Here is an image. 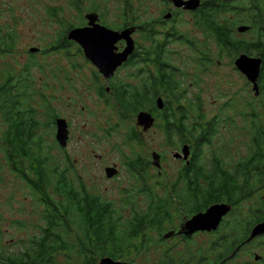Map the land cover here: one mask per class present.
Wrapping results in <instances>:
<instances>
[{
  "label": "rangeland",
  "instance_id": "374dc122",
  "mask_svg": "<svg viewBox=\"0 0 264 264\" xmlns=\"http://www.w3.org/2000/svg\"><path fill=\"white\" fill-rule=\"evenodd\" d=\"M72 2L71 0H0V28H2V32L10 29L17 35L15 50L7 54H0V70L10 66H16L15 70H18L23 65L30 63L27 71L31 78L29 91H34L32 100L37 111H40L41 108L40 98L35 94L38 89L49 99L51 104L59 108L61 114L67 115L68 112L71 114L69 118L73 125L71 143H74L73 146H75L76 177L80 175L78 178L84 182L89 192L98 193L103 198L112 200L122 215L127 218L131 215L133 208H137V210L145 208V199L141 193L132 190L125 191L126 188H131L130 186L134 182L128 179L124 172L125 169L121 167L122 155L127 151L124 134L129 125L117 126L108 135L105 134L104 128L116 122L115 111L112 108V110L103 109L100 101L96 98L90 83V74L95 69L86 62L82 55L71 49L69 55L62 50L50 49L43 53L40 51L45 49L56 37L62 28L61 21L74 22L77 20V6L73 7ZM148 2L137 0L133 5L134 13L131 14V17L134 14H139L140 18L136 20L138 23L143 19H148L161 6L156 1ZM79 7L87 12L90 11V7L97 8L95 11L102 13L106 23H119L120 21L122 5L117 0H83ZM51 8L57 9L55 16L51 13ZM180 19L182 21L179 22V29L189 33L191 37H196L198 41L204 40L203 42L207 45L206 48L204 43L203 46L199 44V48L193 50L178 41H170L172 49L170 56L173 58L174 64H177L181 69L182 86L186 88L184 104L198 99L202 111L207 117L218 113L219 108L225 102L236 106L235 111L227 110L228 114L234 115L235 124H222V130L214 140L213 146H203L202 158L205 157V160L209 161L211 153L215 151L220 154L227 167L232 166L247 154L249 145L246 124L236 114V111L239 112L243 109L245 101H249L251 97L255 96L250 89V83L235 68L234 59L226 55L218 57L216 44L212 39L206 40L197 29L192 28L190 15L183 14ZM245 31H238V34L243 35ZM135 37L138 36L135 35ZM30 47H38L39 50L29 52ZM199 50L209 54L213 59V63H210L207 69L202 70L201 62H198L199 56L202 55ZM251 55H256V52ZM120 75H124V71ZM254 103L257 104L256 101ZM194 108L193 106L191 109L192 114H194ZM38 117L42 120L45 119V116L41 114H38ZM42 132L45 142L50 143L52 138L47 134V129L44 128ZM145 138L149 148L157 152L159 156L162 155L160 162V167L161 165L162 167H159L160 173H158V167L154 171L153 181L155 180V184L152 190L164 195L166 187L162 188V186H168L170 182L174 181L180 167V162L172 156V152L180 151V147L165 144L158 128L150 131ZM150 149L140 147V152L147 154ZM93 150L102 154L101 161L95 158ZM109 162H116L120 167V173L110 179L105 176L103 170V165L107 163L112 165ZM0 174L5 176L6 173L0 170ZM130 199L133 203L127 205L123 203V200L129 201ZM263 199L264 188H261L254 192L252 197L240 203L236 208V213L227 216V219L232 222L234 218L246 216L245 208L249 205L254 208ZM36 200L37 198L33 196L26 183L18 181L14 176L9 182L0 181V245L5 246L12 256H19L29 246L28 239L39 230L38 226L42 223L40 219L42 206L37 205ZM181 212L182 216L186 213L183 208ZM182 220L183 217L176 218L173 223L175 228L170 227L166 231L177 229ZM222 224L225 222L222 221ZM148 237H151L152 240L150 248L135 255L133 261L129 262L163 264L165 256L171 258L165 264H178L180 261L188 262L187 255L214 253L208 250L210 241L215 239L214 233H197L189 242L182 241L178 236L171 237V235L165 237L163 241H157L158 236L154 230L148 232ZM263 247L264 242L258 244L257 247H252L251 244L243 247L234 256L233 264H244L249 251L264 254ZM55 262L56 264H80L66 262L61 254L55 256Z\"/></svg>",
  "mask_w": 264,
  "mask_h": 264
},
{
  "label": "trees",
  "instance_id": "16d2710c",
  "mask_svg": "<svg viewBox=\"0 0 264 264\" xmlns=\"http://www.w3.org/2000/svg\"><path fill=\"white\" fill-rule=\"evenodd\" d=\"M216 1L219 2L218 27L212 29L213 32L206 37L210 36L216 44L218 57L226 55L234 59L240 52L250 55L256 52V55L262 58L258 77L259 94L245 101L243 109L236 111L246 124V133L249 137L247 154L229 167L215 151L211 153L209 161L197 160L196 157L203 156V146H211L218 137L222 124H235L234 115L228 114L227 110L235 111L236 106L225 102L218 113L207 117L198 99L184 104L182 98L174 96L172 101L177 103L180 109L172 110L169 115L164 113L162 129H165L169 136L172 135V138L174 136L184 138L183 141L190 145L191 165H184L181 171L194 170L196 173L195 177H188L187 184L181 192L175 190V185H163L162 188L166 187L164 195L153 190L141 193L145 199V208L138 210L133 208L131 215L125 218L112 200L105 199L98 193L89 192L78 177L74 188L65 180H59L55 185L50 181L49 186L48 181L38 179L39 184H29L34 190L33 196L37 198L36 204L42 206L40 211L42 223L38 226V232L28 239L29 246L19 256H13L11 264H49L53 259L47 255L53 253L63 255L66 262L80 264L95 263L106 255L114 259L133 261L135 255L150 248L152 240L148 237L149 231L154 230L158 236L157 241H163L164 231L170 227L175 228L173 223L176 218L189 217L215 202L233 205L236 213L240 203L252 197L257 190L264 188V1ZM56 11L55 8L51 9L54 16L57 14ZM122 11L134 13L128 2L124 4ZM137 17L139 16L132 18L126 16L125 25L127 20L136 23ZM61 23L65 29L70 27L68 22ZM240 24L249 27L243 35H239L236 30V26ZM14 36L12 30L4 33L0 30V54L11 51L9 46L13 44ZM170 41L182 43V40L174 37H171ZM204 46L207 48L206 44ZM210 63H213V59L203 52L200 63L202 70L207 69ZM29 67L30 63L28 69ZM173 68L172 75H175ZM120 101L124 108L125 102H131L125 92H122ZM137 101L136 104H143L141 100ZM172 101L169 100L168 103ZM193 106L194 114L191 113ZM27 140H31L30 132L27 133ZM50 188L52 191H49ZM196 194L199 195V199L192 205H185L184 202ZM123 203L127 205L133 201L123 200ZM182 208L186 211L183 216ZM252 210L251 216L234 218L232 222L227 219L219 231L214 233L217 239L222 233L229 234L234 238V242L222 243L220 240L212 239L208 250L237 252L250 225L264 218V205L258 209L254 207ZM170 259L164 256L163 264L168 263ZM178 264L187 262L180 261Z\"/></svg>",
  "mask_w": 264,
  "mask_h": 264
},
{
  "label": "flooded vegetation",
  "instance_id": "af4514ba",
  "mask_svg": "<svg viewBox=\"0 0 264 264\" xmlns=\"http://www.w3.org/2000/svg\"><path fill=\"white\" fill-rule=\"evenodd\" d=\"M71 1H73V7L77 6V20L68 22L70 26L68 29L62 27L52 42L47 45L45 49L40 51L43 53L50 49L57 51L62 50L65 54L69 55L70 51L73 50L75 53L77 52L82 55V57L86 59V62L91 64L95 69L90 74L92 90L96 98L100 101L99 103L103 109L112 108L115 111L114 118L116 122L104 128L105 134L108 135L117 126L122 127L124 125H129V128L124 134V142L127 145V151L122 155L121 167L125 169L124 172L127 174L128 179L134 182L131 184V188H126L125 191L129 192L128 190H132L136 193H146L154 187V171L157 167L152 160V152L155 151L149 148L145 136L148 135L150 131L158 128L165 144L169 146H179L181 148L184 143H187L183 141L184 138L178 136L172 138V135L169 136L166 130L162 129V124H164V118L162 116L164 113L169 115L172 110L178 111L180 109L179 105L173 102L172 99L174 96H179L184 100V95L186 93V88L182 86L180 77V74H182L180 71L181 69L177 64H174L173 58L170 56L172 51L170 46L171 37L182 40L181 44L186 45L189 49L197 50L199 44L203 46L204 40L198 41L196 37H191L189 33L179 29V22L182 21L180 17L183 14L190 15L192 28L197 29L201 35L208 40L210 36L206 37V35L213 32L212 29L218 27L219 2L216 0H199V4L196 8L188 9L183 5H174L172 0H152L161 4L156 12H153L148 19H143L140 23L136 22L133 24L127 20L125 25L124 18L126 16L128 18L139 16L137 18H140V15L134 14L131 17L132 13L121 11L119 23L109 24L103 20L102 13L96 12L97 8L93 9L90 7V11L87 12L83 10L82 7H79L83 0ZM117 1L121 3L122 9L126 2L130 3L132 9L134 3L137 2V0ZM141 1L148 2L151 0ZM248 11L247 9V12ZM90 12H95L97 14L98 19L96 22L113 30H121L130 25L139 26L131 34L134 42L132 52L127 56V59L118 65L109 75H105L103 72L99 71V69L85 57L82 46L74 39H69L67 37L69 30L72 28L87 26L88 19L86 18V14ZM141 24L148 25V27H143ZM0 30L2 31V28H0ZM135 35L138 37L136 38ZM16 38L17 35L14 36L13 44L9 46L11 51L7 53L15 50L17 46V43H15ZM114 46L116 47V52L121 51L125 47V40H116ZM30 48L28 49L29 52ZM34 48H37L36 51L39 50L38 47ZM199 52H201L202 55L199 56L198 62H201L203 51L199 50ZM172 66L175 68V75H172ZM15 67L16 66H10L0 70V170L6 173L5 176H1L0 174V181L3 180V183L9 182L12 176H14L18 181L26 183L30 191L34 190L29 183L39 184V180L48 181L49 186L50 181L52 185L53 183L55 185L59 180H65V182L67 181L68 184L72 185L74 188L77 167L74 155L75 146H73L74 143H71V135H73V125L69 118L71 114L69 112L67 115L61 114L59 108L51 104L49 99L38 89L35 94L40 98L41 112L39 110L37 111V108L33 105L34 101L32 100L34 91H29V88H31L29 80H31V78H29L27 73L28 64L23 65L18 70H15ZM123 71L124 75H120ZM172 81L174 84H172ZM249 85L251 89V83ZM122 92H125L126 96L131 101L129 103L125 102V108L122 107L120 101ZM157 98H160L162 101L161 107L157 104ZM136 99L141 100L143 104H136V102H138ZM133 100L136 101L133 102ZM169 100H171L172 103L169 104ZM166 106L167 108H165ZM141 111L147 112L153 117V123L147 129H143V126L137 124V114ZM38 114L45 116V119L42 120L38 117ZM61 119L64 120L63 122L67 130L64 146H62L56 138L57 120ZM44 128L47 129V134L52 138L50 143L45 142L42 132ZM28 132H30L31 140H27ZM140 147L150 149V152L147 154L141 153ZM93 154L99 161L103 159L102 154L96 153L94 150ZM191 158V149L187 160L175 158L180 162V167L174 181L170 182L168 185H175V190L178 193L181 192V189L187 184L188 177H195L196 175L194 170L187 172L181 171L184 165H191ZM161 159L162 155H160V162ZM196 159L205 161V157L203 159L202 156L196 157ZM109 163H112V165L108 163L103 165L104 174L108 179L120 173V167L116 162ZM107 167H113L115 169V173L112 176H107ZM160 168H158V173H160ZM78 177L80 178V175ZM49 191H52V188H50ZM198 199L199 195H192L184 203L185 205H192ZM263 205L264 199L260 200L255 207L258 209ZM195 208H197L196 204ZM205 208L206 207L201 210L203 211ZM252 209L253 206L251 205L245 208L246 216L252 215ZM233 214H235V211L232 205L231 210L222 217L217 229L209 232L197 231L190 236L177 234L176 231L179 229L181 222L184 221V217L177 229H170L168 231H173L171 237L178 236L182 241L189 242L197 233L218 232L222 225V221L225 222L227 216H232ZM262 220H264V218L250 225L242 244L240 243V247L237 246L239 250L250 244L252 247H257L258 244L264 242V233L248 239L253 226ZM217 240H220L222 243H231L235 241L232 236L226 233H222ZM260 247L262 246L260 245ZM236 254V251H229L228 253L215 251L207 255L203 253L199 255H187L186 260H189L187 264H194L195 262L197 264H233L232 261ZM56 255L55 253L47 255L52 256L53 259L49 264H56ZM12 257L11 252L7 251L5 246L2 247L0 245V264H11ZM244 264H264V254L249 251Z\"/></svg>",
  "mask_w": 264,
  "mask_h": 264
},
{
  "label": "water",
  "instance_id": "95a60500",
  "mask_svg": "<svg viewBox=\"0 0 264 264\" xmlns=\"http://www.w3.org/2000/svg\"><path fill=\"white\" fill-rule=\"evenodd\" d=\"M176 6L183 5L185 8L194 9L199 4V0H172ZM88 24L85 27L72 28L69 30L67 37L74 39L83 48L85 57L90 60L99 71L105 75H109L113 70L127 59V56L133 50V39L131 37L132 32L139 26L130 25L121 30H113L97 21L98 16L95 12L86 14ZM247 25H238L237 31L242 32L247 30ZM118 39L125 40V47L116 52L114 42ZM37 48H30V52L36 51ZM235 68L242 73L247 81L251 83V90L254 96L259 94L258 77L260 74L262 58L257 55H250L246 52H240L234 59ZM157 104L162 106V101L157 98ZM64 120H57V132L56 138L58 142L64 146L67 137V130ZM153 123V117L147 112L141 111L137 114V124L143 126V129H147ZM190 155V145L184 143L180 151H173L172 156L174 158H182L187 160ZM153 163L156 167H160L159 154L152 152ZM107 176H112L115 173L113 167L106 168ZM231 204L226 202H215L210 204L203 211H198L189 217H185L181 222L177 234H184L190 236L197 231H212L216 230L220 224L222 217L231 210ZM264 233V220L256 223L248 239L253 238L256 235ZM173 234V231H168L163 234L164 237H168ZM91 264H136L126 260L114 259L111 256H102L97 262Z\"/></svg>",
  "mask_w": 264,
  "mask_h": 264
}]
</instances>
